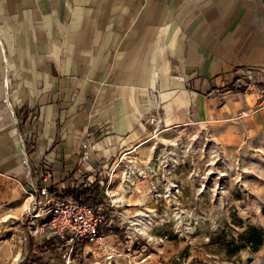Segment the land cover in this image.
Masks as SVG:
<instances>
[{
    "label": "crops",
    "instance_id": "obj_1",
    "mask_svg": "<svg viewBox=\"0 0 264 264\" xmlns=\"http://www.w3.org/2000/svg\"><path fill=\"white\" fill-rule=\"evenodd\" d=\"M262 85L264 0H0V223L44 167L107 186L154 125L238 142Z\"/></svg>",
    "mask_w": 264,
    "mask_h": 264
},
{
    "label": "rangeland",
    "instance_id": "obj_2",
    "mask_svg": "<svg viewBox=\"0 0 264 264\" xmlns=\"http://www.w3.org/2000/svg\"><path fill=\"white\" fill-rule=\"evenodd\" d=\"M256 121L232 145L207 124L154 125L112 182L92 187L104 204L101 240L70 249L18 217L0 223V264H264V241L234 248L250 226L264 233V117Z\"/></svg>",
    "mask_w": 264,
    "mask_h": 264
},
{
    "label": "built area",
    "instance_id": "obj_3",
    "mask_svg": "<svg viewBox=\"0 0 264 264\" xmlns=\"http://www.w3.org/2000/svg\"><path fill=\"white\" fill-rule=\"evenodd\" d=\"M258 105L264 108V85L258 88ZM43 183L26 189L31 196L26 213L29 233L77 249L86 241L101 240L104 204L85 202L72 195H58L50 187L51 169L40 172Z\"/></svg>",
    "mask_w": 264,
    "mask_h": 264
},
{
    "label": "trees",
    "instance_id": "obj_4",
    "mask_svg": "<svg viewBox=\"0 0 264 264\" xmlns=\"http://www.w3.org/2000/svg\"><path fill=\"white\" fill-rule=\"evenodd\" d=\"M50 190L52 192L58 194V195H72L75 198H78L82 201H92L94 196V189L90 186H86L83 189L80 188H74V189H68L67 191L58 192L57 189L53 187V185L50 187ZM95 201V200H94ZM240 242L235 245L234 248H242L245 246H252L256 248V246L260 245L264 241V233L258 229H256L254 226H250V228L242 231L238 236Z\"/></svg>",
    "mask_w": 264,
    "mask_h": 264
}]
</instances>
